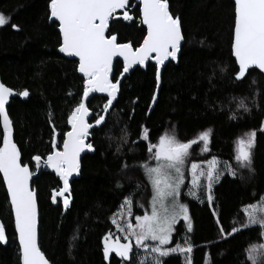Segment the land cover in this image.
Masks as SVG:
<instances>
[{"label":"trees","instance_id":"1","mask_svg":"<svg viewBox=\"0 0 264 264\" xmlns=\"http://www.w3.org/2000/svg\"><path fill=\"white\" fill-rule=\"evenodd\" d=\"M168 2L171 13L180 19L185 42L178 63L169 62L163 70L155 106L151 108L157 88L156 65L150 63L146 70L137 68L124 80L104 125L92 130L89 143L94 153L82 159L81 176L71 184L72 203L67 210L60 203L52 204V191L61 187L53 173L42 169L33 181L40 212L39 244L51 264H127L115 253L105 259V236L115 230L112 221L130 194L132 221L146 213L151 187L141 165L154 163L148 159V145L169 131L187 142L207 130L208 153L201 157L195 146L192 160L217 158L220 175L210 193L200 191L194 198L184 187L181 199L192 228L189 230L181 219L167 246H191L192 251L171 253L162 258V264H188L189 260L191 264H252L246 249L264 241L258 224L240 227L246 220L245 206L264 195V75L252 69L243 80L235 79L233 0ZM48 3L0 0V14L9 17L0 26V80L19 93L26 90L29 94L24 99L14 98L8 113L22 162L34 171L32 157L45 158L52 151L56 132L61 148L63 133L69 130L67 118L81 98L84 79L78 74V62L58 52L61 35L57 23L50 21ZM128 12L131 20L115 19L111 28L119 42L130 41L136 47L146 29L135 0H131ZM13 24L18 27L13 28ZM122 68L123 63L117 61L116 76ZM106 102L100 96L88 102L94 113L91 122L104 113ZM241 104L248 111L239 107ZM141 126L149 130L147 140ZM253 130L256 136L249 169L236 160V148L238 140ZM2 140L0 123V146ZM0 224L6 236L0 242V264H21L1 173ZM233 227L239 230L228 235ZM132 255V264H137L136 258L144 260L149 250L144 253L133 246Z\"/></svg>","mask_w":264,"mask_h":264},{"label":"snow or ice","instance_id":"2","mask_svg":"<svg viewBox=\"0 0 264 264\" xmlns=\"http://www.w3.org/2000/svg\"><path fill=\"white\" fill-rule=\"evenodd\" d=\"M129 0H49L50 18L58 21L61 42L58 45L60 53L78 57L79 64L77 71L83 74L82 95L67 118L71 129L63 133L62 150L55 141L54 147L48 153L44 163L48 168L55 170V173L63 181L64 187L61 193L68 189L69 177L78 171L80 164L78 157L85 149H92L90 143H86L85 138L90 135L93 126H101L105 122V115H98L93 123L87 122L85 117L89 115V108L85 104V98L92 93H106L107 102L103 105L102 112L109 110L110 105L116 99L119 92L121 77L136 64L143 65L149 58L156 63V84L157 88L161 83L160 66L169 57L176 59L177 51L183 40L182 25L178 16L170 12L168 0H139V16L147 31L142 42L133 49L132 43L119 42L118 35L112 32L111 22L117 14V10L125 9ZM234 30L231 41V52L235 58L238 70L234 72L235 79L240 80L246 73L255 66L264 70V0H234ZM132 17L127 11L123 12V20H131ZM9 20L0 14V26L5 25ZM13 28L18 26L13 24ZM155 53V56L150 54ZM123 58V69L119 76L113 70V58ZM221 72L224 68L220 69ZM12 93V89L0 83V123L3 124V144L0 146V173L3 174V181L10 198L11 210L15 217V229L18 233L19 252L21 264H49L45 254L41 251L37 241V204L34 190L29 187V178L32 172L28 164H22L21 155L17 145L11 140L10 119L5 111V104ZM19 95L27 96L25 90ZM152 100H156V92H153ZM239 107L248 111V108L241 104ZM142 137L147 140L149 130L141 126ZM264 128V122H262ZM256 132L250 131L237 142L236 160L242 167L250 169L251 148L254 143ZM199 139L205 148L208 143V131L199 134ZM195 143L193 140L187 142L180 141L176 135L165 134L158 138V142L148 145L150 153L148 159H154L155 166H149L145 161L141 167L145 171L152 188L153 198L151 201V213L137 215L135 223L128 222L126 228L121 226V230L126 232L124 239L128 242L118 241L109 243L108 235L105 236L104 257L107 260L111 252L132 264L133 244L135 240L137 248L149 249L148 257L140 260L137 264H162V258L171 253L188 252L192 247L164 248L173 232V224L179 215H183L188 222L187 227L191 230L192 225L188 217L187 206L178 203L176 196L179 194L180 184L183 182L181 166L184 164L190 146ZM215 159V158H214ZM41 157L35 155L32 161H40ZM195 173L197 165L192 164ZM174 173V177L171 175ZM234 175V172H230ZM210 168L207 172L209 183L207 189L209 193L212 188V181L218 179ZM198 178L194 177L193 184ZM139 187V186H138ZM195 198L196 193L190 191ZM170 199L169 208L165 201ZM209 194L207 200L212 201ZM67 206L68 199H64ZM125 205H128V215H132L131 194L125 197ZM139 204V202H137ZM159 205L160 207H158ZM246 220L240 225L241 228L259 224L264 230V195L258 201L245 206ZM115 215V214H114ZM116 223V221H114ZM239 229L233 227L231 233ZM223 232V229H221ZM5 230L0 224V242L5 241ZM158 242L151 246L146 241ZM187 243V241H186ZM248 259L252 264H264V243L250 245L246 249ZM188 264H191L189 260Z\"/></svg>","mask_w":264,"mask_h":264},{"label":"water","instance_id":"3","mask_svg":"<svg viewBox=\"0 0 264 264\" xmlns=\"http://www.w3.org/2000/svg\"><path fill=\"white\" fill-rule=\"evenodd\" d=\"M233 1H234V0H233ZM130 2H131V0H129V3L126 4L125 9L117 10V14H116L114 20H115V19H119V18H121V14H122L123 12H125V11H128V9H129V7H130ZM135 5H139V0H135ZM49 11H50V9H49ZM170 12H171V11H170ZM50 21H51V22H55V23H57V25H58V21H55L54 18H50ZM141 21H142V18H141ZM143 26L145 27V29H146V31H147L146 26H145V25H143ZM58 30H59V27H58ZM60 35H61V34H60ZM182 36H183L182 44H181L180 48H179L178 51H177L176 59H175V60H172V59L169 57V58H168L167 60H165V62L160 66V69H161V83H160L159 87L156 88V91H155V92H156V100H155V101L152 100L151 108L155 106V104H156V102H157V100H158V96H159V92H160V88H161V84H162V74H163V70H164V68L166 67V65H167L169 62H174L175 64H177L178 61H179V57H180V54H181V50H182V47H183L184 42H185V38H184V34H183V30H182ZM61 39H62V37H61ZM121 43H123V42H121ZM132 47H133V49L135 48V46H134L133 44H132ZM136 47H138V46H136ZM58 52H59V50H58ZM59 53H60V52H59ZM60 54H61L62 56H64L65 58H67V59H71V60H75V61H77L78 64H79V59H78V57L69 56V55L64 54V53H60ZM151 56H155V53L150 54V57H151ZM233 57H234V56H233ZM234 59H235V58H234ZM119 60L123 63V58H122V57H120V58H116V57H114V58H113V70H114L115 63H116L117 61H119ZM150 63H153V64L156 65L155 60L149 58V59H147V60L145 61V63H144L143 65H139V64L133 65V66L129 69V71H128L127 73H125L123 77H121V84H120V88H119V92H118V94H117V97H116V99L113 101V104L110 105L109 110L103 113V115H105L106 118H107V116H108V113H109V112L111 111V109L114 107V105L116 104V102H117V100H118V98H119L120 91H121V85H122V83L124 82V80H125L130 74H131L132 71H134V70L137 69V68H140V69H142V70H146L147 67H148V65H149ZM77 68H78V65H77ZM122 69H123V68H122ZM252 69H257L259 72H261V73L264 75V70H260V69L256 68L255 66H253L250 70H252ZM250 70H249V71H250ZM249 71H248V72H249ZM248 72L246 73L245 77L247 76ZM78 74H79L81 77H83V74H82V73L78 72ZM245 77H244V78H245ZM83 78H84V77H83ZM244 78H242V79H240V80H238V81H241V80H243ZM0 83H2L1 80H0ZM3 84H4V83H3ZM4 85H5V84H4ZM5 86H6V85H5ZM6 87H8V86H6ZM11 89H12V88H11ZM28 95H29V94H28ZM28 95H27V96H28ZM27 96H21V95H19V92H17L16 90L12 89V93L9 95V98H8V100L6 101V104H5V111H6V114L8 115V117H9V119H10V124H11V137H10V138H11L12 142L15 143L16 145H17V143L15 142V130H14V126H13L12 120H11V118H10V115H9V113H8V107H9L11 101H12L14 98L19 97V98H23V99H24V98H26ZM94 96L105 97V98L107 99V94H106V93H98V92H97V93H92V94H90V96H89L88 98H85V104H86V106H87L88 108H89V106H88V102H89ZM93 114H94V113H93V110L89 108V115H88L87 117H85V119L87 120V122H89V123H93V125H94V122H91V119H92V117H93ZM105 121H106V120H105ZM104 123H105V122H104ZM104 123H102L101 126H95V125H94L93 128L89 130V131H90V135H89L88 137L85 138L86 143H89V140H90V137H91V132H92V130H93V129H98V128L102 127V126L104 125ZM1 126H2V130H3V124H2V123H1ZM68 127H69V130H70V129H71V125L68 124ZM69 130H68V131H69ZM58 136H59V133L56 132L55 135H54V139H53V141H55L56 144H57V138H58ZM2 144H3V140H2ZM2 144H1V146H2ZM54 146H55L54 143H52V148H53ZM62 146H63V142H62L61 148H58V147H57L56 150H62ZM17 148H18V151L20 152V149H19L18 145H17ZM93 153H94V148H93V146H92V149H87V148H85V149L80 153V155H79V157H78L80 167H79V169H78L77 172L73 173V174L69 177V179H68V189H67V191H64L63 193H61V189L64 187L63 181H62V180L59 178V176L55 173V170H53V169H51V168H48V167L45 165V163H44V161H45V159H46L47 156H46L45 158H43V157L40 156V157H41V160L38 161V162L33 161L34 166H35V171L32 170V168L29 166V169H30V171L32 172V175H31L30 178H29V187H30V189L34 190V195H35L36 204H37V241H38V246H39V248H40V244H39V223H40V215H39V214H40V212H39V204H38V199H37V192H36V190L33 188V181H34V179L40 174L41 170H42V169H45V168L48 169L51 173H53V174L59 179V181H60V183H61V187H60L59 189H54V190L52 191V197H51L52 204H53L54 206H57V205L60 203V204L63 206L64 210H67V208H68V207L71 205V203H72V185H71V184H72V182H73L74 180L79 179L80 176H81V170H82V159H83V157H84L85 155L93 154ZM20 155H21V152H20ZM21 162H22V156H21ZM22 164H23V162H22ZM1 175H2V177H3V174H2V173H1ZM5 186H6V185H5ZM6 190H7V188H6ZM66 198L68 199V204H67V206L64 204V199H66ZM9 201H10V198H9ZM13 217H14V213H13ZM14 223H15V217H14ZM16 233H17V232H16ZM17 239H18V233H17ZM18 244H19V239H18ZM40 249H41V248H40ZM41 251H42V250H41ZM42 252H43V251H42ZM43 253H44V252H43ZM45 257H46V255H45ZM46 259L48 260L47 257H46ZM48 261H49V260H48ZM49 264H51L50 261H49Z\"/></svg>","mask_w":264,"mask_h":264},{"label":"rangeland","instance_id":"4","mask_svg":"<svg viewBox=\"0 0 264 264\" xmlns=\"http://www.w3.org/2000/svg\"><path fill=\"white\" fill-rule=\"evenodd\" d=\"M128 14L130 15L129 12H128ZM122 17H123V13L121 14V18ZM165 134H173V132L172 131L165 132L163 135H165ZM193 141H195V143H193L190 146L189 151H188V155L185 158L184 164L181 166L183 182L180 184L179 194L176 196V201L178 203H182L184 205H186V204L183 203V201L181 199V196H182L183 189H184L185 186H187L186 188H187V190L189 192L190 191H194L196 193V197H197V194L200 193V191L209 192L208 189H207V185L209 183V179H208V176H207L208 170L211 168L212 171H213V175L214 176H216L217 173H219V170H218L219 163H218L217 158H215V157H206V158H201L199 160H192L193 148L195 146L198 147V152H199V155L201 157H203V156L205 157V155L208 153L209 133H208V143L206 145V148H205L203 142L199 139V136L197 138H195ZM57 144H58V140H57ZM156 163L157 162L154 161V163L149 165V166H155ZM193 163H195L197 165V169L195 170V173L193 172L192 167H191ZM171 175L174 177L175 174L172 173ZM194 177L198 178L196 180V184L195 185L193 184ZM148 181H149V179H148ZM216 182H217V179H214L212 181V185H214ZM149 184H150V187H151V194H150V198H149V201H148V208L146 209V213H148V214H150L151 210H152L151 201H152V198H153V188H152V185H151L150 181H149ZM170 199L171 198H168L165 201V205H167L169 208L171 207ZM157 206L160 207L159 205H157ZM128 207H129L128 205H125L120 210V212L117 214V216H115L116 218L114 217L112 222L114 223V221H116V223H114L115 224V230L111 234L108 235V242L109 243H113V242H116V241H118L120 243L128 242V241H126L124 239V237L126 235V232L121 230V226L126 228L128 222L135 223V221H132L131 215H128ZM131 212H132V210H131ZM181 219L185 220L183 215H179L177 217L175 223L173 224V231L175 229L176 224ZM186 223L188 224L187 221H186ZM263 237H264V230H263ZM169 241H170V239H169ZM169 241H168V243H169ZM131 243L133 244L134 248L136 249V245H135V240L134 239L131 241ZM146 243H148L150 245V247H151V246H155L158 242L152 241V240H148V241H146ZM168 243L163 245L162 247L169 248L167 246ZM263 243H264V241H263ZM104 244H105V240H104ZM138 249L143 250L144 253H147L148 250L150 252V248L149 249H144V248L140 247ZM111 253H115V252H111Z\"/></svg>","mask_w":264,"mask_h":264}]
</instances>
